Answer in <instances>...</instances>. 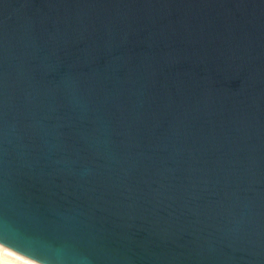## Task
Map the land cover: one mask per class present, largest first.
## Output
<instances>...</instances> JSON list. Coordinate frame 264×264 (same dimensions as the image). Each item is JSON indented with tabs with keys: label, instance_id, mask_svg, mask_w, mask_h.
<instances>
[{
	"label": "water",
	"instance_id": "water-1",
	"mask_svg": "<svg viewBox=\"0 0 264 264\" xmlns=\"http://www.w3.org/2000/svg\"><path fill=\"white\" fill-rule=\"evenodd\" d=\"M0 243L264 264V0H0Z\"/></svg>",
	"mask_w": 264,
	"mask_h": 264
},
{
	"label": "bare ground",
	"instance_id": "bare-ground-1",
	"mask_svg": "<svg viewBox=\"0 0 264 264\" xmlns=\"http://www.w3.org/2000/svg\"><path fill=\"white\" fill-rule=\"evenodd\" d=\"M16 250L0 244V264H20L17 255H20Z\"/></svg>",
	"mask_w": 264,
	"mask_h": 264
},
{
	"label": "built area",
	"instance_id": "built-area-1",
	"mask_svg": "<svg viewBox=\"0 0 264 264\" xmlns=\"http://www.w3.org/2000/svg\"><path fill=\"white\" fill-rule=\"evenodd\" d=\"M0 244H2V243H0ZM2 245H4V244H2ZM4 246H6V245H4ZM15 252H18V251H15ZM19 254L20 255H17V257H18V261L20 264H44L38 260H35V259H33L27 255L20 253V252H19Z\"/></svg>",
	"mask_w": 264,
	"mask_h": 264
}]
</instances>
